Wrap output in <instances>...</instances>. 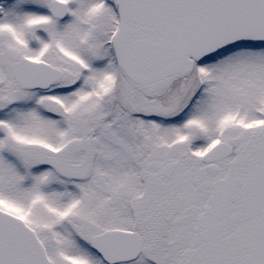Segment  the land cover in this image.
Segmentation results:
<instances>
[{
    "label": "snow or ice",
    "instance_id": "6c2138e0",
    "mask_svg": "<svg viewBox=\"0 0 264 264\" xmlns=\"http://www.w3.org/2000/svg\"><path fill=\"white\" fill-rule=\"evenodd\" d=\"M0 264H264V0H0Z\"/></svg>",
    "mask_w": 264,
    "mask_h": 264
}]
</instances>
